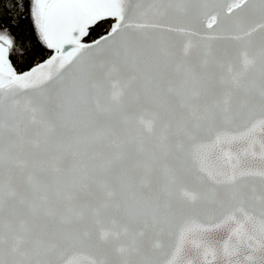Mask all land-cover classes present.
Returning a JSON list of instances; mask_svg holds the SVG:
<instances>
[{"label":"snow or ice","instance_id":"obj_1","mask_svg":"<svg viewBox=\"0 0 264 264\" xmlns=\"http://www.w3.org/2000/svg\"><path fill=\"white\" fill-rule=\"evenodd\" d=\"M0 264H264V0H0Z\"/></svg>","mask_w":264,"mask_h":264}]
</instances>
